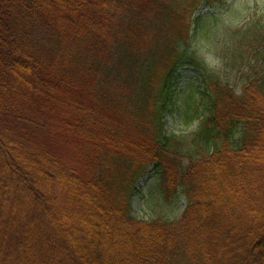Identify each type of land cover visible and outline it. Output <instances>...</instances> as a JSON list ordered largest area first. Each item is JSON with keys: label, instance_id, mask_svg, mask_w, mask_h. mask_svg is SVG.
I'll return each mask as SVG.
<instances>
[{"label": "trees", "instance_id": "obj_1", "mask_svg": "<svg viewBox=\"0 0 264 264\" xmlns=\"http://www.w3.org/2000/svg\"><path fill=\"white\" fill-rule=\"evenodd\" d=\"M202 7L0 0V264H264V24L232 35L237 89L190 50ZM187 66L196 155L164 132ZM151 166L175 223L131 215Z\"/></svg>", "mask_w": 264, "mask_h": 264}, {"label": "rangeland", "instance_id": "obj_2", "mask_svg": "<svg viewBox=\"0 0 264 264\" xmlns=\"http://www.w3.org/2000/svg\"><path fill=\"white\" fill-rule=\"evenodd\" d=\"M211 3L214 8L202 7L196 14V18L202 16L201 25L204 27L200 25L192 27L193 36L188 45L200 67L239 89L242 81L239 77L234 78L238 71L237 66H233L228 57L229 51L238 42V38L232 35L237 34L250 22L264 24V0H211ZM143 43H146L145 40ZM198 72L195 66L183 67L180 70L181 77L178 81L180 95L176 103L181 113L185 112L183 100L193 97L195 93V106L198 107L200 103L199 91H196L200 86ZM191 112L187 110L184 117V113L181 116L177 112L168 113L164 123V132L170 138V146L178 148V151L185 155L190 152L196 155L201 151L196 147L198 143L196 133L202 117L190 122V117L193 116ZM135 188L131 201V215L138 220L175 223L181 218L187 205L182 188L167 197L163 174L154 166L149 167Z\"/></svg>", "mask_w": 264, "mask_h": 264}]
</instances>
